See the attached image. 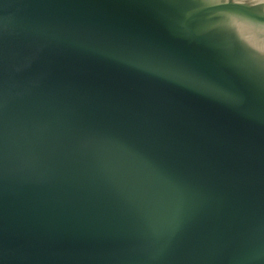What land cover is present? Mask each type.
Returning <instances> with one entry per match:
<instances>
[{
	"label": "water",
	"instance_id": "1",
	"mask_svg": "<svg viewBox=\"0 0 264 264\" xmlns=\"http://www.w3.org/2000/svg\"><path fill=\"white\" fill-rule=\"evenodd\" d=\"M0 264H264V0H0Z\"/></svg>",
	"mask_w": 264,
	"mask_h": 264
}]
</instances>
